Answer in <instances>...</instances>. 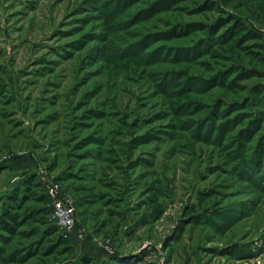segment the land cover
<instances>
[{"label":"rangeland","instance_id":"obj_1","mask_svg":"<svg viewBox=\"0 0 264 264\" xmlns=\"http://www.w3.org/2000/svg\"><path fill=\"white\" fill-rule=\"evenodd\" d=\"M154 1L0 0V264H264V37L167 57L207 32L170 38L182 23L237 13L262 34L264 0ZM220 103L224 127L261 116L242 150L241 127L197 125ZM51 186L79 211L69 233Z\"/></svg>","mask_w":264,"mask_h":264},{"label":"trees","instance_id":"obj_2","mask_svg":"<svg viewBox=\"0 0 264 264\" xmlns=\"http://www.w3.org/2000/svg\"><path fill=\"white\" fill-rule=\"evenodd\" d=\"M181 1H183V0H155L150 5V8L149 9L147 8L148 10H146L147 11L146 15L151 14L153 12H157L158 10L164 9V8H173L174 9V8L178 7V3ZM156 6H158L157 9H155ZM211 7H212V3H210V4L205 3L202 6L201 5L198 6L197 10L195 9V11L196 12L202 11L205 9H210ZM222 29H224V30L222 32H220ZM198 30H202L204 32L207 31L205 36L203 38H201V40L197 41L194 45L190 44V45L184 46L183 48L178 49L179 50L178 54H176V52H175V50H177V49H174V50L172 49L174 54L172 56L171 55L169 56V54H168L167 57L172 59V61H174V62L181 61L183 59L188 60V61L193 60V58L207 53V51H208L207 48L212 46L215 42H219V43L225 42L230 37H233L239 31L243 32L245 37L247 36V37L259 38V39H261V37H262L261 33H259L257 30H255V28L249 27L245 23L244 18H242V16L237 14V13H231L228 16L217 17L210 24L195 23L194 26L191 27V26H188V24L182 23L180 28L177 31H173L167 35L170 36V38H173V37L176 38L178 36H185V35H189L190 33H195ZM219 33H221V34H219ZM216 35H218V36H216ZM242 39H244V38H242ZM164 48L166 49V47H164ZM147 50L148 49H146L145 51H147ZM190 58H192V59H190ZM178 75L184 77L183 81H181L182 82L181 88H183L186 83L188 84V82H191L194 79V76L189 75V74L185 75V74L181 73ZM227 76L228 75H225V73L220 72V73L214 74L213 77L211 78V80H209V81H206V79L203 78L204 85L208 84V86H209L211 84V82L214 80L217 82V84L218 83L225 84V83H227L225 81ZM231 81H232V79H231ZM231 83L232 82H228V85H230ZM205 89H208V88H203V90H205ZM251 92L253 93V96H251V99L256 98L254 96V94L264 92V84L260 85V86H256L254 89L251 90ZM257 97L259 98V100H264V94H261L260 96H257ZM247 100L250 101L251 104L253 103L252 100H250V98L245 99V102ZM229 103L227 104L228 106L225 108L224 112L221 115H224L225 113L227 115V114L233 112V110H232L233 104H229ZM234 104L236 107L243 105V103H241V104L234 103ZM220 107H221V103L218 104L217 107L215 108V111L212 112V115H211L212 118H211V116H209L208 119H205V120L203 119V120L199 121L200 123H198L197 125H200L199 128L200 127L205 128L206 123L210 122V123H212L210 126L212 127V126L217 125L219 128L218 129L219 133H222L223 135L226 131H232L233 129H238L239 127H241L238 130L239 134L237 135L238 138L235 139L236 140L235 144H238L239 150H242L241 149V145H242V141H241L242 138L241 137L242 136H239L240 133L242 132V130L245 132L244 129L249 130L250 127H252V125H253L252 121L256 122V120H257V122H259L261 119V116H258V114L255 111H253L250 115L249 122H247V126L242 127L241 126L242 123H244L246 121L245 118H248L247 116H249V114L248 113H245V114H243V113H237L236 114L235 113V116H232V117L230 115L227 116L228 120L232 119L231 125L224 127V124L218 125L216 120H214L218 115ZM230 107H231V109H230ZM236 107H234V108H236ZM177 109L178 108H176L175 111H177ZM242 117H243V120H242ZM210 119H212L213 121H211ZM214 122H216V123L213 124ZM246 148H249V147L247 146ZM258 152L261 153L260 147L258 148ZM253 154H254V156H257V153H255V150L253 151ZM260 156H261V158H263V156L261 154H260ZM245 162H244V164H245ZM257 173H259V172H257ZM11 218H15V217L11 216Z\"/></svg>","mask_w":264,"mask_h":264},{"label":"built area","instance_id":"obj_3","mask_svg":"<svg viewBox=\"0 0 264 264\" xmlns=\"http://www.w3.org/2000/svg\"><path fill=\"white\" fill-rule=\"evenodd\" d=\"M261 29L262 35L264 37V24ZM49 191L52 195V218L55 220V223L64 230V232L69 233L70 231L75 229L80 219L76 204L74 200L58 190L57 186L49 187Z\"/></svg>","mask_w":264,"mask_h":264}]
</instances>
